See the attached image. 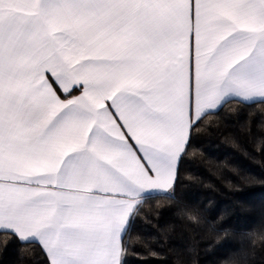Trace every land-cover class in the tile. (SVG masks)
Masks as SVG:
<instances>
[{"label": "crops", "instance_id": "0c3cea01", "mask_svg": "<svg viewBox=\"0 0 264 264\" xmlns=\"http://www.w3.org/2000/svg\"><path fill=\"white\" fill-rule=\"evenodd\" d=\"M67 2L0 0V230L50 264H122L131 215L172 190L192 124L264 99V0H150L135 44L86 45L62 39Z\"/></svg>", "mask_w": 264, "mask_h": 264}, {"label": "trees", "instance_id": "16d2710c", "mask_svg": "<svg viewBox=\"0 0 264 264\" xmlns=\"http://www.w3.org/2000/svg\"><path fill=\"white\" fill-rule=\"evenodd\" d=\"M0 264L50 261L0 230ZM122 264H264V99H229L192 124L172 190L132 213Z\"/></svg>", "mask_w": 264, "mask_h": 264}, {"label": "snow or ice", "instance_id": "6c2138e0", "mask_svg": "<svg viewBox=\"0 0 264 264\" xmlns=\"http://www.w3.org/2000/svg\"><path fill=\"white\" fill-rule=\"evenodd\" d=\"M54 7L74 21V31H66L62 37L68 45L76 43L86 45L98 32H103L106 36L120 34L130 37L129 42L135 44L141 35L147 32L152 4L150 0H140L139 3L136 0H68L67 3ZM130 63L131 61L126 60L120 62L101 60L95 62L94 68L99 72H117L122 65ZM82 67L87 69V65ZM61 75L68 77L66 72H61ZM79 86L84 87V83L80 82ZM122 102L131 103L127 98Z\"/></svg>", "mask_w": 264, "mask_h": 264}]
</instances>
